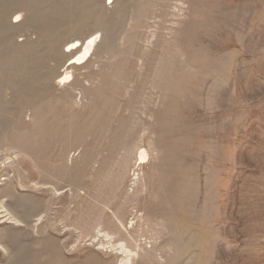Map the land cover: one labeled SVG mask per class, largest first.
<instances>
[{"label": "rangeland", "instance_id": "374dc122", "mask_svg": "<svg viewBox=\"0 0 264 264\" xmlns=\"http://www.w3.org/2000/svg\"><path fill=\"white\" fill-rule=\"evenodd\" d=\"M2 211L0 264H264V0H0Z\"/></svg>", "mask_w": 264, "mask_h": 264}, {"label": "bare ground", "instance_id": "6f19581e", "mask_svg": "<svg viewBox=\"0 0 264 264\" xmlns=\"http://www.w3.org/2000/svg\"><path fill=\"white\" fill-rule=\"evenodd\" d=\"M97 40H98V35L95 33V34H91L90 36H88L80 48L78 47L79 46V44H77L78 42H73L69 44L68 47H70L69 49L70 50V54H69L70 60L76 63H85L86 61H88L91 57L90 56L91 52L93 51V49L95 48L97 44ZM60 79L69 80V75L67 73H64L60 76ZM140 159L141 160L146 159V153H142ZM0 213H3V211ZM3 217L5 216H1V218ZM129 263H130V259L128 258L127 264Z\"/></svg>", "mask_w": 264, "mask_h": 264}]
</instances>
